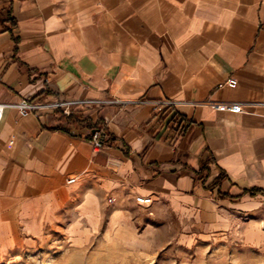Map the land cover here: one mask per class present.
Here are the masks:
<instances>
[{"label": "crops", "instance_id": "1", "mask_svg": "<svg viewBox=\"0 0 264 264\" xmlns=\"http://www.w3.org/2000/svg\"><path fill=\"white\" fill-rule=\"evenodd\" d=\"M23 99L76 104L22 117ZM166 99L163 116L122 104ZM0 103V254L87 241L106 214L171 222L182 244L234 230L264 205L244 194L264 191V0H0Z\"/></svg>", "mask_w": 264, "mask_h": 264}, {"label": "rangeland", "instance_id": "2", "mask_svg": "<svg viewBox=\"0 0 264 264\" xmlns=\"http://www.w3.org/2000/svg\"><path fill=\"white\" fill-rule=\"evenodd\" d=\"M138 216L146 222L117 217L112 224L106 214L87 241L53 234L0 254V264H264V205L241 215L234 230L198 235L186 244L178 239V225Z\"/></svg>", "mask_w": 264, "mask_h": 264}, {"label": "built area", "instance_id": "3", "mask_svg": "<svg viewBox=\"0 0 264 264\" xmlns=\"http://www.w3.org/2000/svg\"><path fill=\"white\" fill-rule=\"evenodd\" d=\"M238 80L236 79H228L227 82L221 84L219 87H230L232 89L237 88L238 86ZM104 103V102H103ZM110 103H117V101H111ZM76 102H55V103H49V104H34L30 101L23 99L19 103H17L15 106L18 108L19 113L22 117H29V116H35L39 117L40 112L47 109H64L65 113L67 115H71V107L75 105ZM123 105H129V104H152L154 107V111L156 115H167L175 112L176 108L178 107L177 102L172 100H162V101H124L122 102ZM209 105L219 111V110H225L232 113H238L242 111L241 104H224L217 101H211L209 102ZM12 105L0 103V122L4 119L5 111L8 107ZM89 141L95 148V150L103 149L105 146V133L102 131H96L95 133L89 135ZM76 181L75 178L70 179V182L74 183ZM137 203L140 205H150L153 202V199L151 197H143L138 196L136 198Z\"/></svg>", "mask_w": 264, "mask_h": 264}, {"label": "trees", "instance_id": "4", "mask_svg": "<svg viewBox=\"0 0 264 264\" xmlns=\"http://www.w3.org/2000/svg\"><path fill=\"white\" fill-rule=\"evenodd\" d=\"M174 122H175V124H177V123H183V121H181V119H179V118H175L174 119ZM206 168H207V164H204L203 165V167H202V169L201 170H206ZM223 181V177L222 176H219L213 183H212V185H219V184H221V182ZM247 192H249L252 196H256V195H258V194H263L264 195V191H262V190H260V189H250V190H246L245 192H244V194H246ZM219 194L221 195V197H223L224 199L225 198H227L228 197V195L227 194H221L220 192H219ZM243 195H241L240 196V198L242 197Z\"/></svg>", "mask_w": 264, "mask_h": 264}]
</instances>
